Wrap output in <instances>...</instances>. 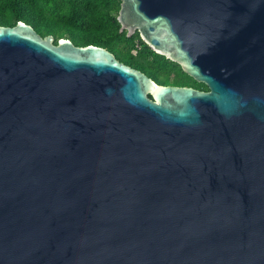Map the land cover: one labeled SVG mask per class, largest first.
Here are the masks:
<instances>
[{
    "label": "water",
    "instance_id": "1",
    "mask_svg": "<svg viewBox=\"0 0 264 264\" xmlns=\"http://www.w3.org/2000/svg\"><path fill=\"white\" fill-rule=\"evenodd\" d=\"M208 91L0 25V264H264V0H120Z\"/></svg>",
    "mask_w": 264,
    "mask_h": 264
},
{
    "label": "trees",
    "instance_id": "2",
    "mask_svg": "<svg viewBox=\"0 0 264 264\" xmlns=\"http://www.w3.org/2000/svg\"><path fill=\"white\" fill-rule=\"evenodd\" d=\"M120 4V0H0V25L23 20L40 35H52L54 42L68 38L75 45L106 47L157 83L200 85L177 62L152 50L137 31L130 36L119 31Z\"/></svg>",
    "mask_w": 264,
    "mask_h": 264
},
{
    "label": "flooded vegetation",
    "instance_id": "3",
    "mask_svg": "<svg viewBox=\"0 0 264 264\" xmlns=\"http://www.w3.org/2000/svg\"><path fill=\"white\" fill-rule=\"evenodd\" d=\"M191 77V76H190ZM192 78V77H191ZM194 79V78H192ZM195 80V79H194ZM197 81V80H195ZM200 83V85H198L197 83H188V84H178V85H189V86H192L194 88H197V89H200V90H205V91H208V87L205 85L204 82L202 81H197ZM171 84V83H170ZM173 84V83H172Z\"/></svg>",
    "mask_w": 264,
    "mask_h": 264
}]
</instances>
